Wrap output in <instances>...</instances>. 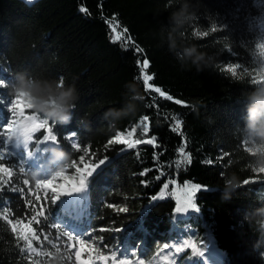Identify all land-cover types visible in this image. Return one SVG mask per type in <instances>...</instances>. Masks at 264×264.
Instances as JSON below:
<instances>
[{"label":"trees","instance_id":"trees-1","mask_svg":"<svg viewBox=\"0 0 264 264\" xmlns=\"http://www.w3.org/2000/svg\"><path fill=\"white\" fill-rule=\"evenodd\" d=\"M175 6V0H0V78L9 84L0 88V128L10 118V86L18 73L40 79L64 77L66 84L75 85L79 95L71 122L55 124L54 129L59 146L71 153L68 165L82 154L74 153L65 141L71 133L77 134L81 149L93 153V158L110 159L90 177L83 198H59L51 206L54 222L79 233L91 225L97 229L121 228L117 234L121 251L139 248L142 254H117V261L140 259L153 264V257L165 243L183 238L199 247L203 238L207 248L202 249V257L193 256L189 248L176 255L175 264H264L260 256L264 247L256 251L252 248L258 227L244 219L246 210L264 204V173L253 171V157L236 127L243 124L246 110L239 98L251 90V79L260 76L253 50L257 33L264 38V0H199L196 18L184 31L183 40L214 55L213 67L202 72L194 67L182 68L161 40V24L167 25ZM197 32L208 35L197 36ZM111 33L119 39H111ZM144 59L149 63L143 71L153 77L148 82L151 90L142 80L140 64ZM232 64L240 65L239 78L224 70ZM245 67L247 72L243 71ZM133 84L139 91V98L133 101L135 112L115 123L106 120V112L122 109L131 98L127 86ZM157 87L164 96L154 91ZM144 116L148 117L146 140L134 142L130 149L108 144L115 133L126 132ZM174 117L181 120L178 130ZM36 135L42 139L43 133ZM148 140H153L151 145ZM51 144L30 142L31 155L27 156L21 150L7 148L5 138L0 137V148L8 149L6 162L23 163L26 168L16 187H34L32 171L38 172L39 178L56 171L58 163H49L50 153L46 151ZM222 153L229 154L222 161L224 165L232 161L227 168L216 162ZM186 157L191 163H180ZM208 159L213 163H205ZM12 171L15 177L17 170ZM221 172H235L241 181L248 179L250 183H242L225 202L221 200ZM24 179L29 181L27 186L22 184ZM184 182L202 186L195 197L200 210L176 215L174 209ZM161 194V199L149 203L151 197ZM24 207L21 193L10 187L0 188V264H42L45 259L22 254L23 244H18L4 219L11 212L22 220L16 210ZM121 208L127 211L120 212ZM8 219L16 222L11 215ZM109 235L108 231L97 233L106 242ZM37 251L53 252L47 244ZM100 251L111 256L103 248ZM158 264H173V257Z\"/></svg>","mask_w":264,"mask_h":264},{"label":"snow or ice","instance_id":"snow-or-ice-1","mask_svg":"<svg viewBox=\"0 0 264 264\" xmlns=\"http://www.w3.org/2000/svg\"><path fill=\"white\" fill-rule=\"evenodd\" d=\"M31 3L32 0H27ZM126 31V30H125ZM213 31L216 28L213 27ZM197 36H207V32H197ZM119 39V36H117ZM264 48V45H261ZM139 51V49H137ZM148 60L144 59L140 67L142 69V80L146 86L147 90L152 89V85L148 82L153 79L152 76L146 74L143 70L148 68ZM240 68L238 64H232L231 66L224 69L225 71L231 73L233 77H238L237 69ZM243 71L247 72L248 69L245 67ZM61 79V77L59 78ZM252 83L264 82V75H260L259 78L251 79ZM9 84L3 78H0V88H8ZM155 92L160 93L164 96L165 93L161 91L159 87L154 89ZM167 99L171 100L172 97L168 96ZM177 104H181L180 100H176ZM10 111V118L8 122L0 128V137L5 138V144L12 138L15 141L23 143L27 149L30 142L35 141L36 144L40 142H55L59 143L58 136L55 129V123L44 118L42 113H36L31 109L30 104L25 100L23 95L12 96L11 103L8 105ZM175 120V128L179 129L181 120L178 117L173 118ZM147 116H144L140 122V135L143 136L147 133L146 121ZM137 127H132L130 131H127V136L131 137L136 133ZM43 133L42 139L37 136V133ZM35 137V139H34ZM65 141L71 144V148L74 153L80 151L82 154L79 155L78 159H73L71 164L65 168L52 172L46 178L36 179L34 182V187H16L21 181L18 179L19 176L25 174L26 168L23 163L18 165L8 164L7 156L5 153L8 149L0 148V179L3 180L2 187H10L13 192L21 193V199L24 200L25 207L23 209L17 208V212L21 213L22 220L27 221V223H22L21 219H16V217L11 213H7L4 219L11 225V231L16 234L17 242L22 243L23 247L20 249L21 253L37 256H44L45 259L42 264H48L49 260L55 259L53 253L60 254L62 259L65 261H70L71 264H96L97 261L104 262L107 264L111 261V264H144L143 260L137 259L135 261L129 260H119L117 261V254L120 256H132L136 257L138 254H142L139 248L131 249L129 252H122L119 246V241L117 239V234L121 231V228L113 229L109 227L108 229H97L93 228L92 225L84 232H74L67 229L63 224L56 223L51 219V206L61 197L70 196L73 194H79L84 192L89 186L90 177L105 164L110 157L105 156L104 158H93L94 154L89 152L87 149H81L80 142L76 133H71L64 137ZM153 139H155L153 137ZM153 140H148V144H152ZM141 140L137 139L135 144H140ZM109 145L120 144L126 145L128 149L133 148L134 144L125 138L124 132H118L114 134V137L108 141ZM122 151L125 149H121ZM181 154L184 153V148L180 149ZM31 155V152L28 153ZM228 153H222L216 158V162L221 163V166L227 168L231 165L232 161L228 160V165L222 163L225 156ZM98 161V162H97ZM8 167H5V164ZM180 163H191L190 157H186ZM207 164H212L213 161L208 159L205 161ZM12 169H16V176L14 177ZM29 170V169H28ZM71 170L72 174L67 175L66 173ZM254 172L264 173V168H259L253 170ZM224 172H221L223 174ZM6 177V178H5ZM250 180L245 179L243 185H248ZM22 184L27 186L29 181L24 179ZM168 185L165 184L164 188L168 189ZM202 190V186L198 183H188L183 184V198L178 203L174 209L175 214L177 213H187L189 210H194L198 212L200 210L195 203L196 194ZM27 193L25 197L23 194ZM162 198L161 195L153 196L150 198L149 203L156 202L158 199ZM264 199V197H262ZM9 202L5 201L7 205ZM111 207V205H109ZM120 212H126L127 209L121 208ZM13 216L15 223L12 219H8L9 216ZM175 219V215L173 216ZM35 225V228L33 227ZM108 231L109 238L106 242L103 236H97L98 232ZM55 241V242H54ZM36 247H33V244ZM91 242V243H90ZM111 243V246H109ZM45 244H47L53 252L40 251L37 249H44ZM93 244L96 248H93ZM177 244H181L182 247H177ZM103 248L106 251L111 252V256H105L101 253L100 249ZM191 249L193 256L202 257L204 251L202 249L207 248L203 238H201V243L199 247L195 243H189L188 240L183 238L175 240L173 243H165L161 251L153 257V264H158L162 259H167L169 256L173 257V264H175V257L177 254L184 252L186 249ZM164 250H167V256H164ZM95 252V256H93ZM82 254L86 256L82 259Z\"/></svg>","mask_w":264,"mask_h":264},{"label":"clouds","instance_id":"clouds-1","mask_svg":"<svg viewBox=\"0 0 264 264\" xmlns=\"http://www.w3.org/2000/svg\"><path fill=\"white\" fill-rule=\"evenodd\" d=\"M176 5L169 12L167 25L161 24V40L166 42L168 50L180 63L182 68L194 67L197 72L213 67L215 57L199 49L195 44L183 40L184 31L196 18L199 0H175ZM256 45L253 50V62L256 71L264 75V38L257 33ZM239 82V80H238ZM252 83V82H251ZM131 98L126 101L120 110H109L104 114L106 120L115 123L123 116L135 112L133 101L139 98L138 88L128 85ZM10 94L13 96L23 95L36 113H42L44 118L55 124H68L71 122L73 110L79 99L74 84H66L64 77L56 80L54 78L40 79L25 73H18L10 86ZM246 105L243 116V124H236L240 130L242 142L246 151L253 157V170L264 168V82L252 83L251 90L242 93L239 98ZM47 152L50 153L49 163H58L59 171L66 167L71 159V153L64 150L58 143L52 142ZM55 172V171H54ZM32 178L39 179V174L32 171ZM223 179V191L221 200L227 202L232 199L233 193L242 185L240 177L235 173L221 174ZM244 219L253 221L258 227V235L252 248L254 251L264 247V204L251 210H246ZM264 259V252H260ZM53 264H63L62 257L56 254Z\"/></svg>","mask_w":264,"mask_h":264},{"label":"rangeland","instance_id":"rangeland-1","mask_svg":"<svg viewBox=\"0 0 264 264\" xmlns=\"http://www.w3.org/2000/svg\"><path fill=\"white\" fill-rule=\"evenodd\" d=\"M25 1H27V0H25ZM32 1H34V0H32ZM111 39H113V40H117V37L115 36V34H113V33H111ZM260 75V74H259ZM141 122V121H140ZM140 122L139 123H137V124H135V125H132L131 127H129L128 129H127V131H130L131 130V128L132 127H137V131H136V133H134L131 137H128L127 136V131L126 132H124L125 133V138H127V139H129V141L130 142H132V143H134L137 139H140V140H146L147 139V137H148V123H147V121L145 122L146 123V126H147V133L145 134V135H143V136H141L139 133H140ZM118 133V132H117ZM5 146L7 147V148H9L10 147V149H13V150H21V151H23L27 156H30L28 153H29V146H28V148L26 149L25 148V146H24V144L23 143H17L16 141H15V138H12L11 140H9L8 142H7V144H5ZM8 152V151H7ZM6 152V153H7ZM67 175H70V174H72V173H66ZM87 190V189H86ZM86 190L84 191V192H82V193H79V194H73V195H70V196H61L60 198H62V199H74V198H78V199H81V198H83L84 196H85V194H86ZM180 195H181V197L180 198H178V203H180V201L182 200V198H183V189H180ZM190 211V210H189ZM188 211V212H189ZM187 212V213H188ZM178 215H182V214H186V213H177ZM176 214V215H177ZM71 231H74V232H77V230L76 229H71ZM96 264H104V262H99V261H97L96 262ZM107 264H111V261H108L107 262Z\"/></svg>","mask_w":264,"mask_h":264},{"label":"water","instance_id":"water-1","mask_svg":"<svg viewBox=\"0 0 264 264\" xmlns=\"http://www.w3.org/2000/svg\"><path fill=\"white\" fill-rule=\"evenodd\" d=\"M149 145H151V144H149Z\"/></svg>","mask_w":264,"mask_h":264}]
</instances>
